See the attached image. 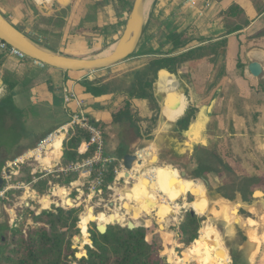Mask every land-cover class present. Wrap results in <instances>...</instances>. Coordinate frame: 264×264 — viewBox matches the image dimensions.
<instances>
[{
  "label": "crops",
  "instance_id": "1",
  "mask_svg": "<svg viewBox=\"0 0 264 264\" xmlns=\"http://www.w3.org/2000/svg\"><path fill=\"white\" fill-rule=\"evenodd\" d=\"M134 2L0 0V13L52 51L91 59L120 40ZM236 9L241 12L227 14ZM149 14L151 20H144L136 53L92 72L40 67L11 55L0 42V99L12 95L20 112L8 119L4 129L9 137L17 135L20 139L1 146L0 153L24 155L50 134H60L54 136L46 155L51 166L60 158L61 144L72 133L74 119L83 114L102 128L105 155L119 162L123 163L128 154L137 155L142 148L145 152L158 150L160 158H167L173 150L180 157L190 146L185 134L199 114L211 115V120L227 114L230 120L237 100L244 104L246 98L253 99L255 88H264V0H152ZM172 36L185 39L176 47ZM191 52L195 53L192 59L158 70L148 91L152 98L138 97L143 92L142 81L153 77L152 62ZM254 62L263 67L258 78L249 71ZM127 109L129 115L114 120ZM14 119L16 124L12 125ZM170 137L175 142L171 143ZM86 150L83 141L78 153L84 155ZM200 151L208 152L196 147L198 159L202 158ZM140 160L145 159L141 156ZM119 190L112 184L104 200H114Z\"/></svg>",
  "mask_w": 264,
  "mask_h": 264
},
{
  "label": "rangeland",
  "instance_id": "2",
  "mask_svg": "<svg viewBox=\"0 0 264 264\" xmlns=\"http://www.w3.org/2000/svg\"><path fill=\"white\" fill-rule=\"evenodd\" d=\"M253 96L251 100L247 98L243 100L244 104L239 100L236 101L231 120L228 119L227 114H221L207 123L206 119L209 117L206 115L202 122L196 125L193 140H203L204 146L208 147V152L200 151L198 154L202 157L201 159H198L199 157L195 154L193 165L183 160L184 157H190V147L186 148L182 154L183 158L180 155L181 159H174L175 162L172 163L170 162L173 160L172 156L167 154V158H160L158 150L152 149L151 152H145L143 150L145 148H142L138 154L145 159L142 162L146 161V165L143 168L136 166L132 179L127 184L123 180L120 181L118 187L121 190H119L120 195L115 198L117 200H104L107 190L94 195L91 199L88 180L81 178L78 174L59 173L54 165L59 162L60 168L64 166V162L60 161L64 153L63 150L61 154L62 148L58 162H53L51 166L46 162L48 156L27 154L28 156L23 159L24 163L19 165L21 169L13 167L14 174L11 176L6 175L4 170H7L10 163L21 159L18 155L23 154L0 153V165H3L0 171V179L3 182L0 184V193L4 194L0 197V250L7 246L13 247L12 231L21 223L26 231L31 230L37 226L34 222L35 216H39L43 211L55 212L56 205L59 204L60 208L66 211L80 209L77 227L80 234L76 237H80L81 241L77 242L75 237L72 246L76 253L88 252V246L91 245L88 238L92 240L91 232L100 226L96 221V215H109L118 209L137 227H146L152 231L150 239L155 235L161 236L165 245L163 256L169 264H235L236 258L239 259L238 264H264V198H254L257 192L262 193L264 197V152L258 147L261 142V132L264 129V88H255ZM222 109L224 110V106ZM231 123L235 131H237V125L241 126L244 138L234 137L230 128ZM201 126L203 132H200L198 137L196 134ZM213 128L218 130V136ZM210 129L213 132L212 136L211 131L208 133ZM19 139L17 135L9 137L8 132L0 128V147L15 143ZM170 142H175V138L170 137ZM246 147L252 151L255 161L248 156ZM154 158L156 162L152 164ZM165 163L174 166L170 167L176 171L179 180L193 182L196 189L190 190L183 197L177 196L173 190H170L168 195L154 189L153 201L171 208H169V215L159 219L154 212L147 214L136 200L128 204L122 197L131 200L134 197L133 193L137 191L140 178L146 174L147 170L153 165L165 168ZM116 167L117 165L112 166V173ZM195 170L197 173L204 174V177L197 178ZM181 171L188 173L187 178L181 176ZM45 197H48L52 203L47 209H43L41 203V199ZM79 197L80 201L77 200ZM198 198L201 201H198ZM68 201L72 204H68ZM110 201L116 205L115 208L110 206ZM192 210H195L198 220V238L190 246H186L180 243L179 234L182 224ZM234 210L239 222L234 220ZM84 215L89 216L87 222H84L82 218ZM125 223L120 226L125 227ZM111 225L119 224L109 223L107 227ZM84 227H86L85 230ZM205 228L213 229L219 234H217L218 241L220 240L219 245L222 246L227 260L223 254H215L212 247L208 245L207 249L212 261L207 262L209 258L203 251L202 254L195 253L193 259L191 258L193 261L188 263L185 258L190 254L192 246L202 241L206 242L202 240L201 234Z\"/></svg>",
  "mask_w": 264,
  "mask_h": 264
},
{
  "label": "trees",
  "instance_id": "3",
  "mask_svg": "<svg viewBox=\"0 0 264 264\" xmlns=\"http://www.w3.org/2000/svg\"><path fill=\"white\" fill-rule=\"evenodd\" d=\"M238 12H241L240 9L230 10L227 14L231 16ZM171 39L174 45L179 47L185 36H172ZM213 50L216 51L215 48ZM194 55L195 53L191 52L180 57L152 62L150 77H153L142 81L143 92L138 97L145 99L153 97L148 91L152 90L159 69L180 65L184 61L192 59ZM132 97L134 96L132 95ZM19 113L12 95L2 97L0 99V128L4 130L10 122L8 119L19 115ZM125 114L129 115L128 109L116 114L114 120H118ZM15 124L16 120L14 119L12 125ZM88 138L87 133L75 127L64 143L63 162L65 165L92 156L91 152L84 155L78 153L80 144ZM194 156L190 159L191 165L195 164ZM2 168L1 164L0 171ZM197 170H195L197 178L204 177V174L197 173ZM202 172H204L203 169ZM113 179V174L109 175L108 183H113ZM79 212L80 209L68 212L63 208H57L55 212L43 211L39 216L34 217L37 226L27 231L21 223L12 231L11 243L13 247L8 248L7 246L0 250V264H169L163 256L165 245L161 236L155 235L150 239L152 231L146 227L130 230L120 225L109 226L105 234H101L96 229L93 230L91 232L93 245L88 246V258L77 260L76 252L72 246L74 238L80 234V230L77 228ZM198 230L197 217L190 213L181 226L180 243L190 246L197 240ZM238 262L239 259L236 258L235 264Z\"/></svg>",
  "mask_w": 264,
  "mask_h": 264
},
{
  "label": "water",
  "instance_id": "4",
  "mask_svg": "<svg viewBox=\"0 0 264 264\" xmlns=\"http://www.w3.org/2000/svg\"><path fill=\"white\" fill-rule=\"evenodd\" d=\"M145 7H146V0H135L120 40L114 45L115 48L113 52L106 57L98 56L91 59H77L54 52L48 47L40 43H37L36 41L31 39L28 35L24 34L19 29L14 27L7 20V18H5L1 13H0V42L5 43L10 48L16 49L17 51L21 52L29 59L37 61L52 69H57L63 72H73V73L102 70L116 65L128 59L130 56L136 53V50L143 36V25H144L143 10ZM249 71L253 77L258 78L263 73V67L260 63L254 62L250 64ZM201 120H202V116H200L199 114L195 122L191 124V127L185 134L187 138L186 140H188L186 145L188 146L190 145V154H191L189 158L184 157L183 159L186 160L187 163H189L190 159L195 155L196 147L204 148L206 150L208 149V147L204 146L203 140L201 139L195 141L193 140L195 139V137H194V131L192 129L193 128L195 129L196 125H198ZM206 122L207 123L209 122L208 118ZM189 139L191 140L189 141ZM168 154L173 157V160L170 161L171 163L175 162L174 159H181V157H177V155H174L173 151ZM135 163L143 164L142 161L138 160V157L136 155L128 154L124 157L123 165L128 173L133 170ZM165 166L174 167L173 165H169V163H165ZM181 176L183 178H187L188 173L186 171H181ZM127 177H129V174H127ZM0 184H3L2 179H0ZM254 198L262 199V197L260 196ZM124 206H126V204H124ZM60 207L61 206L59 204L56 205V208H60ZM48 211H53V210H48ZM191 213L193 216L196 215V212L194 210H192ZM113 224L120 225L121 223L115 222ZM125 227L130 230H134L137 228V226L132 221L126 222ZM79 228L81 229L80 226ZM97 230L101 234H105L108 231V227L106 228V231L104 233L100 231L99 226ZM75 240L77 242H80L81 238L76 237ZM88 240H89L88 241L89 244H91L90 246H92L93 241L91 239ZM75 258L77 260L88 258V252L81 251L79 253H76Z\"/></svg>",
  "mask_w": 264,
  "mask_h": 264
},
{
  "label": "bare ground",
  "instance_id": "5",
  "mask_svg": "<svg viewBox=\"0 0 264 264\" xmlns=\"http://www.w3.org/2000/svg\"><path fill=\"white\" fill-rule=\"evenodd\" d=\"M151 2H152V0H146V7L143 10V13H144L143 18L148 23L151 20V15L149 14V7H150ZM114 48H115V46L109 47L99 57H106V56L110 55L113 52ZM205 116L206 115H204V116L202 115V120L204 119ZM200 128L201 129L199 131L197 130L198 131L196 134L197 136L200 134V132H203L202 126ZM230 128L232 129V132L234 133L235 138H237V136L244 138V134H243L241 126L237 125V128H236L237 131H235L234 125L231 123ZM261 133H262L261 138H260L261 142L258 144V147H259L260 151L264 152V129H263V132H261ZM246 149H247L246 151L248 153V156L253 161H255V159L251 153L252 151L248 147H246ZM173 152H174V150H173ZM51 155L53 156L54 154H51ZM181 157H184V155L181 154ZM155 162H156V159L154 158L152 160V164H154ZM145 165H146V161H143V164L137 163L136 166L143 168ZM131 175H132V173H131ZM216 184H218V180H216ZM154 189L157 190V192L159 190V191L168 193V195H169V191L173 190L177 196L183 197L187 194V192H189L190 190H195L196 188H195L194 183H192V182H189L185 179L179 180L177 177L176 171L172 167L165 166V168H159V167H156L153 165V166H151V168H149L147 170L146 174L140 178V183L137 187V191L135 193H133L134 197L131 200L126 199L125 197H122V198L124 200H126L128 202V204L130 202L132 203L134 200H136L137 203L140 205L141 209L145 210V212L147 214L154 212L157 214L156 216L159 219H164L167 214L169 215V212H170L169 208L170 207L169 206L167 207L161 203H156L155 201H153L154 196L152 197V194L154 193L153 192ZM30 194H31V192H30ZM258 196L262 197V199L264 198L262 193H260V192H257V194H255V197H258ZM62 197L64 199H66L64 196H62ZM176 198H178V197H176ZM197 200L201 201L200 198H198ZM41 203L43 205V207H42L43 209L49 208L50 205L52 204L50 199H48V197L42 198ZM68 204H72V202L68 201ZM200 213H201V211H200ZM233 214H234V220L236 222H239V220L237 218L236 210H234ZM82 218H83L84 222H87L89 220L88 215H84ZM96 221L100 225L99 229L102 233H104L106 231L107 225L109 223L113 224L115 222H119V223L124 225V222H128L127 218L123 214H121L118 209L109 215L97 214L96 215ZM207 228H209V227H207ZM85 229H86V227H84V230ZM201 234H202V240H206V242L202 241L201 243H198V244H195L192 246L190 254H188L187 257L185 258V261H187L188 263L193 261L192 257L195 255V253H201L202 254L203 251L206 252V255L209 258V259H207V262L212 261V258H210L209 250L207 249L208 245H210L212 247V251L215 254H223V248H222V246L219 245L220 240L218 241V237H217L219 234L217 232H215V230L205 228L204 230H202ZM224 256L227 260V256L226 255H224ZM182 261L184 262V260H182Z\"/></svg>",
  "mask_w": 264,
  "mask_h": 264
},
{
  "label": "built area",
  "instance_id": "6",
  "mask_svg": "<svg viewBox=\"0 0 264 264\" xmlns=\"http://www.w3.org/2000/svg\"><path fill=\"white\" fill-rule=\"evenodd\" d=\"M1 47L3 50L8 51L11 55L17 56L23 61H31L33 64L40 66V67H47L37 61L31 60L28 57H26L21 52L17 51L16 49L8 47L5 43L1 42ZM72 131H74L75 127H78L80 130L84 131L88 134L89 138L86 140V154L91 152L92 156L89 158H86L82 161H77L74 163H69L67 165L64 164L63 167L60 168V164L54 165L55 168H58L59 173L63 174H78L81 178L88 180L89 182V192L90 196H94L97 194L102 193L104 190H111L112 184H120V181L123 180L126 184L129 182V180L132 179L133 172L135 171V167L137 163H135L134 168L129 173L125 170L124 165L122 162H119L115 158L108 157L105 155V137L104 132L102 128L97 124L96 122H92L87 116L80 114L77 118L74 119L72 123ZM60 134H50L48 137H46L45 140H42L39 146L37 147L36 151L29 152L27 154H44L47 155L48 152H50V145L52 143V140L54 139V136H57ZM64 140L62 142V150H64ZM79 150V149H78ZM25 155V157L17 160V162L10 163L7 170L5 171V174L8 176L13 175V167H19L23 162V159H25L28 155ZM138 157L139 161L141 158L140 154L136 155ZM57 163V162H55ZM117 165V167L113 170L112 173V166ZM21 169V168H20ZM8 172V173H7ZM132 173V175H131ZM110 174H113L114 181L113 183H108V177ZM127 174H129V177H127ZM42 179V178H40ZM1 195H4L0 193ZM115 204L114 207L115 208Z\"/></svg>",
  "mask_w": 264,
  "mask_h": 264
},
{
  "label": "flooded vegetation",
  "instance_id": "7",
  "mask_svg": "<svg viewBox=\"0 0 264 264\" xmlns=\"http://www.w3.org/2000/svg\"><path fill=\"white\" fill-rule=\"evenodd\" d=\"M216 108H218V105L216 106ZM213 109H214V108H213ZM213 109H212V110H213ZM209 116L211 117V115H209ZM210 117H209V118H210ZM209 118H208V121H212V120H209ZM206 120H207V119H206ZM213 130H214V133L217 135V134H218V130H216V128H215V129L213 128ZM217 136H218V135H217ZM189 182H191V181H189ZM192 183H193V182H192ZM194 185H195V184H194Z\"/></svg>",
  "mask_w": 264,
  "mask_h": 264
}]
</instances>
